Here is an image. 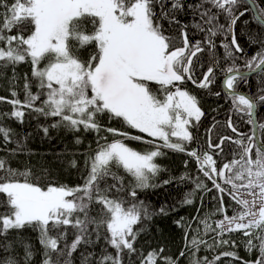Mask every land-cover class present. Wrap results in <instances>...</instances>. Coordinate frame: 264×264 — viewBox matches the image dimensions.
<instances>
[{
    "label": "snow or ice",
    "instance_id": "obj_1",
    "mask_svg": "<svg viewBox=\"0 0 264 264\" xmlns=\"http://www.w3.org/2000/svg\"><path fill=\"white\" fill-rule=\"evenodd\" d=\"M246 2L255 8L252 0ZM167 3L168 0H0V64L30 62L32 77L39 89L34 94L31 82L26 78L24 100L0 97V101L7 100L13 106L12 112L4 115L22 121L25 115L22 109H30L45 117H59L53 127L62 124L74 131L82 127L85 131L99 132L102 126L98 116L107 114L110 119L122 120L128 127L144 134L129 136L115 128L105 129L113 136L153 146L140 152L119 139L112 142L105 139L103 144L98 140L95 154L86 161L88 175L82 177V185L72 188L49 186L43 190L28 181L29 173L12 169L0 158V198H3L0 208L4 209L0 211V237L27 226L39 230L40 243L45 249L43 264H60L59 258L65 255V250L71 256L81 244L91 242L88 237L92 232L97 238L101 232L106 233L104 239L114 249V254L101 253L95 264H123L125 255L130 257L137 253L134 245L138 230L134 226L149 219L152 213L142 201L135 202L136 189L152 186L150 180L160 171L154 161L164 154L161 148L193 157L197 171L211 180L220 193V206L199 220L203 234L198 227L197 234L188 240L186 232V246L192 250L193 257L201 245L209 248L235 246V241L224 237L241 232L247 238L246 249L249 252L259 250L255 260L242 264H264V142L255 134L235 140L223 136L219 143L209 141L212 153L189 150L187 145L194 139L190 129L198 125L204 113L198 98L181 87L186 80L201 89L210 87L219 61L207 68L203 79L197 80L193 58L205 50L203 45L214 53L216 42L213 38L218 34L231 35L230 44L221 42L220 45L225 59L232 60L231 64L219 69L223 73V95L230 98L232 112L247 115L248 123L255 125L257 122L252 117L257 104H264V95L254 100L235 89L237 82H246L251 75L264 72V38L251 37L253 45H260L259 50L251 58L243 57L244 49L234 30L239 18L245 15L244 11L235 14L240 0H199L188 7L199 16V22L194 21L192 28L205 34L203 41L192 43L185 25L180 30L183 47H177L174 38L166 34L161 20L179 24L175 14L183 10L184 4L181 0H171V7L167 8ZM221 14L228 20L227 28L218 23ZM255 19L264 27V9L255 15ZM14 30L18 31L14 34ZM89 46L92 51L87 59H82L81 50H87ZM241 58L247 71H241L235 63ZM153 84L159 86L162 95L153 91ZM11 95L17 94L13 91ZM215 95L219 97L221 92ZM37 101H41L40 106ZM227 126L237 133L231 117ZM260 128L264 130V125ZM145 136L151 139H145ZM0 137L5 144L9 143L11 129L0 124ZM173 137L175 141L171 139ZM225 141L235 143L239 152H234L232 160L218 166L213 156L223 154ZM253 147L254 158L251 155ZM120 168L132 177L134 183L130 190L124 177L114 171ZM19 176L25 177L24 182H20ZM109 178L112 183L108 182ZM196 188L212 190L203 181H198ZM125 191L132 201L124 198ZM225 195L237 205L230 216L223 199ZM184 202L191 204L192 200L186 198ZM94 208L97 215L91 214ZM216 214L223 218L215 221L213 227L211 216ZM197 219L193 218L194 221ZM67 226L75 230V238L70 244L66 240ZM53 232L56 234H51ZM210 232L216 233L213 245L203 239V235ZM61 241H65L64 247L60 246ZM0 247L7 252L11 245ZM25 253L27 264L32 255L27 246ZM184 254L183 251L180 253L181 256ZM223 256L240 259L234 252H223L211 261L206 257L201 261L197 257L191 264H216ZM160 259L163 264H175L155 250L146 256L141 254V264H157ZM0 264H18V261L5 256L0 258ZM64 264L70 262L65 260ZM83 264H92L90 255L83 258Z\"/></svg>",
    "mask_w": 264,
    "mask_h": 264
},
{
    "label": "trees",
    "instance_id": "obj_2",
    "mask_svg": "<svg viewBox=\"0 0 264 264\" xmlns=\"http://www.w3.org/2000/svg\"><path fill=\"white\" fill-rule=\"evenodd\" d=\"M181 2L184 4V8L175 14L176 19L180 21L179 24H170L167 19L161 20L166 34L174 38L177 47H183L180 36L182 26H187V32L192 43L197 40L203 41L205 35L192 28L194 21L199 22V16L198 14L194 15L188 7V4L197 3L199 0H181ZM252 3L255 5L257 13L264 9V0H252ZM166 7H171V0H168ZM156 10L159 12V6L156 7ZM241 11H244L245 15L239 18L234 30L240 46L244 49L243 57L251 58L259 50L260 45H253L250 38H264V27L256 21L244 0H240V3L236 6L235 14L238 15ZM218 23L225 25V28H227L228 20L224 14L218 17ZM17 31L14 30V34ZM25 34H28L27 29H25ZM213 39L216 42L214 53L208 49L207 45H203L205 50L198 53L193 60L197 80L203 79V73L207 71V68L215 61H219V66L215 69L214 82L206 89L198 88L187 80L181 85L183 89H187L198 98L199 106L204 113L198 125L190 129L194 139L187 145L189 150L195 149L201 153L213 152L208 147L210 140L213 144H216L223 136L232 137L235 140L253 135V124L248 123L249 117L232 112L230 110L232 107L231 100L225 97L222 92L223 73L219 69L231 64L232 60L225 59L224 49L220 45L221 42L230 44V35L226 36L221 33ZM91 51L92 46H89L87 50H81V58L87 59ZM235 55L241 56L240 53H235ZM235 63L241 71H247L243 58L237 59ZM26 78L31 82V91L34 94L37 93L39 89L32 77L30 62L8 66L0 64V97H6L7 100H24ZM154 85H151V87L157 93L153 88ZM155 87H158V85H155ZM262 88H264V72L250 76L246 82H237L235 90L256 100L260 95H264V92H261ZM13 91L17 94L15 97L11 95ZM216 92H221V95L216 96ZM7 100L0 101V124L11 129V141L5 144L3 138L0 137V158L5 159L12 169L29 173L28 181L41 188L49 186H68L72 188L82 185L84 182L82 177L88 175L86 161L95 154L98 148V140L99 144H103L105 139L107 142L119 139L140 152L153 147L142 141L113 136L106 131L107 128H115L120 132L128 133L129 136H144L137 130L128 127L122 120L110 119L107 114L98 116V121L102 126L99 132L85 131L82 127L79 131H74L62 124L53 127L52 125L59 120V117H45L30 109H22L25 112L22 121L10 118V116L4 115L10 114L13 110L12 104L8 103ZM40 103L41 101H37V106H40ZM230 117L237 133L243 134V136L233 133L227 126ZM255 120L257 122L258 138L264 142V130L260 128V125H264V104H257ZM45 129H47V132L44 131ZM210 129L211 131H209ZM145 139L149 138L145 136ZM244 142L248 143L247 139H244ZM223 148L222 155L213 156L217 160L218 166L226 160H232L233 153L239 152V147L230 141H225ZM160 150L164 154L155 158L154 162L159 165L160 171L150 180L152 186L136 189L135 202L142 201L152 215L149 219L141 220L139 224L134 226L138 230L134 245L137 253L130 257L125 255L123 264H141V254L146 256L147 253L153 250L157 251L162 257L171 258L175 264H191L192 260L197 257L201 261L205 257L211 261L223 252H234L240 259L223 256L216 264H242L243 261L255 260L259 255V250L257 248L249 252L245 247L247 238L241 232L229 233L224 237L230 241H235V246L228 244L209 248L201 245L200 250L196 252V257H193L192 250L186 246V232L188 233V240L197 234L196 229L198 227H201L200 234H203L199 220L209 216L220 206V193L213 187L211 180L197 171V164L193 157L184 152H175L167 148H161ZM251 155L253 158L255 157V147H253ZM73 161H75V165H73ZM114 171L124 177L130 190L134 183L132 177L128 176L122 168L114 169ZM181 177L185 178L181 179ZM18 179L20 182H24L25 177L19 176ZM164 181L169 182L164 183ZM198 181H203L207 188L212 190L197 189L196 183ZM108 182L112 183L113 181L109 178ZM218 182L222 183V181ZM123 196L128 201L133 199L127 195V191ZM186 198L191 199L192 203L186 204L184 202ZM2 199L0 198V202H2ZM223 199L225 205L228 206L227 214L230 216L232 215V209L236 208L237 205L226 195ZM161 209L164 211L161 212ZM0 211H4V209L0 208ZM91 214L97 215L95 208ZM194 217L199 219L194 221ZM222 218L221 214L211 216L213 227H215L214 222ZM189 225H191L190 228ZM63 229L64 226H62ZM66 231L68 233L66 240L70 244L75 238V230L67 226ZM105 235L106 233L101 232L100 237L97 238L96 233L92 232L88 237L91 242L81 244L71 256H68L67 250H65V255L59 258L60 264H64L65 260L69 261L70 264H83V258L89 255L92 264H95L101 253L107 251L114 254V249L107 245L104 239ZM215 236V232H210L208 235H203V239L207 241L208 245H213V237ZM64 243L65 241H61L60 246L64 247ZM254 243L258 244L259 242L254 241ZM3 244H10L11 248L5 252L0 247V258L12 256L18 261V264H25V246H27L32 253L27 264H43L45 249L40 243L39 230L30 226L12 230L7 237H0V245ZM160 249H163L162 253L159 252ZM182 251L185 253L183 256L180 255ZM157 264H163L162 259L158 260Z\"/></svg>",
    "mask_w": 264,
    "mask_h": 264
},
{
    "label": "water",
    "instance_id": "obj_3",
    "mask_svg": "<svg viewBox=\"0 0 264 264\" xmlns=\"http://www.w3.org/2000/svg\"><path fill=\"white\" fill-rule=\"evenodd\" d=\"M244 1H246V0H244ZM246 3H247V2H246ZM247 4H248V6H249V8H250V10H251V12H252V14H253L254 17H255V15L257 14L256 9L253 8L249 3H247ZM238 15H239V14H238ZM231 39H232V37H231V35H230V40H231ZM253 75H255V74H253ZM251 76H252V75H251ZM252 119L255 120V116L252 117ZM256 132H257V130H256V124H255V125H253V134H255V135L257 136Z\"/></svg>",
    "mask_w": 264,
    "mask_h": 264
},
{
    "label": "rangeland",
    "instance_id": "obj_4",
    "mask_svg": "<svg viewBox=\"0 0 264 264\" xmlns=\"http://www.w3.org/2000/svg\"><path fill=\"white\" fill-rule=\"evenodd\" d=\"M255 18V17H254ZM154 85V84H153ZM156 91H157V94H160V95H162L160 92H159V86L158 87H155V85H154V87H153ZM173 91H175V89L173 88L172 89ZM222 92H223V89H222ZM256 121V120H255ZM136 130V129H135ZM256 130H257V128H256ZM252 134H253V130H252ZM256 134H257V137H258V133L256 132ZM144 135V134H143ZM149 138V137H148ZM149 139H151V138H149ZM173 141H175V138L173 137V138H171ZM157 143L158 144H162V142H160V141H157ZM129 146V145H128ZM129 147H132V146H129ZM133 149H135L134 147H132ZM136 150V149H135ZM142 152H144V151H142ZM43 190H46L47 188H42Z\"/></svg>",
    "mask_w": 264,
    "mask_h": 264
}]
</instances>
